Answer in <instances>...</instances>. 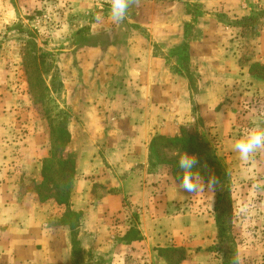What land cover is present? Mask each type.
Segmentation results:
<instances>
[{"label":"rangeland","instance_id":"obj_1","mask_svg":"<svg viewBox=\"0 0 264 264\" xmlns=\"http://www.w3.org/2000/svg\"><path fill=\"white\" fill-rule=\"evenodd\" d=\"M223 2L222 9L187 3L194 24L157 30L155 23L172 17L168 0H130L126 25L112 22L111 0H0V264H103L117 252V239L109 237L116 232L112 224L105 228L107 239L93 240L85 235L82 212L71 208L75 182L84 190L96 176L79 173L80 157L98 153L103 158V136L114 128L108 117L96 123L92 116L98 111L85 104L111 106L122 99L117 88L124 86L122 72L130 62L118 55L135 58L149 48L150 37L161 41L169 34L180 42L159 52L184 71L196 104L185 112L187 125L176 134L182 128L196 134L228 172L219 188L229 200L222 237L214 188L206 187L189 201L216 232L199 264H264V150L247 161L233 150L242 129L255 120L264 123V0H237L245 15L223 12ZM212 12L221 23L214 22L217 27L206 16ZM179 17L173 13L177 24ZM197 26L209 28V43L198 47L188 43L203 30ZM191 58L192 70L202 68L201 73H190ZM163 147V156L151 164L161 179H173L170 164H178L186 152L197 158L198 170H207L208 178L202 176L207 186L213 169L199 153ZM60 197L68 198L69 206L58 203ZM55 230H61L59 245L53 241ZM91 243H96L94 252L86 251ZM199 248L194 243L189 253L181 247L156 251L168 264H179Z\"/></svg>","mask_w":264,"mask_h":264},{"label":"crops","instance_id":"obj_2","mask_svg":"<svg viewBox=\"0 0 264 264\" xmlns=\"http://www.w3.org/2000/svg\"><path fill=\"white\" fill-rule=\"evenodd\" d=\"M223 1H226V9L223 12L243 15L247 13L245 8L237 7V0H168L171 19L150 27L157 30H174L178 25L183 29L189 21L194 24L188 18L190 13L186 9L187 3L199 2L222 9ZM229 1H235L236 9ZM176 12L178 18L182 17V25L174 22L173 13ZM206 16L213 19V22L209 20L211 25L216 22L221 24L216 13H207ZM130 23L128 19V24ZM123 24L126 25L125 21ZM132 28L134 26L130 27ZM200 28L203 30L195 33L188 42L191 45L202 46L209 43V36H206L209 34V28ZM180 39L179 37L177 42L174 41L173 34L161 41L150 37L149 48L145 47L144 53L137 57L118 55L121 60L130 62L122 72L124 86L117 88V96L121 95L122 99L112 102L111 106H106L105 103L100 105L94 101L85 104L86 108L89 107L87 109L98 111L92 116L96 123L103 122L108 117L114 126L103 136V142H106L104 155L101 153L103 158L98 153L93 156V153L79 159L77 170L80 174L96 175L90 179V186L84 190L78 189L75 182L71 193V208L82 212L83 223L88 229L85 235L93 240L95 237L107 239L108 231L105 228L109 223L116 230L109 237L117 239L114 244L118 247L117 252L106 256L103 264H168L157 255L158 248L181 247L189 253L188 248L194 243L201 249H195L192 257L187 255L179 264H199L203 262V249L209 241L215 239L216 232L211 221L206 223L205 214L190 208L189 201L193 194L183 191L180 184L170 177L161 179L157 170L149 163L151 140L158 135L176 134L180 126L187 125L185 112H190L196 105L192 102L194 98H191L189 82L184 79V71L175 68V62L171 65L168 63V54V57H165L159 52V48L164 51L162 46L174 45L180 42ZM189 61L190 73H201L202 68L198 71L192 70V62L195 63V59L191 58ZM203 61H206L205 57ZM129 78H132L133 82H130ZM116 106L119 112L114 113L111 109ZM111 113L113 115H110ZM96 115L99 118L95 117ZM94 136L100 138L97 133ZM99 173L101 175L97 178ZM96 182V190H100L97 195L93 191ZM169 222L173 225L172 228H168ZM206 226H209V231ZM55 231L53 241L55 245H59L58 238L61 235L58 232L61 230ZM96 243L87 244L86 251L94 252ZM71 248L69 242V249Z\"/></svg>","mask_w":264,"mask_h":264},{"label":"trees","instance_id":"obj_3","mask_svg":"<svg viewBox=\"0 0 264 264\" xmlns=\"http://www.w3.org/2000/svg\"><path fill=\"white\" fill-rule=\"evenodd\" d=\"M260 67L262 70H264V66ZM197 139L198 138L196 134H190L186 129L183 128L180 129V132L174 136L158 135L154 137L149 144V163L152 164V159H154L155 157L163 156V154H160L159 151L161 149V146H164L163 148L180 146L182 149L187 150L191 153H195L196 151L200 154L201 158L203 157V163L206 167H211L213 169L211 176H215L217 180V183L214 187L218 203V206L216 207V225L218 228L219 237H222L225 233L223 215L228 211L229 200L226 201V198L223 196L219 188H222L226 184L228 172L226 167L221 164L214 151L209 148L207 144L199 143ZM170 165V174L177 183L181 184L182 172L181 170H178V164L176 162H173V164ZM199 172L201 176H204V178H208L209 174L206 169L203 171L199 170ZM58 203H63L65 204V206H69L68 198L63 199L62 197H60L58 199ZM67 210H69L68 207Z\"/></svg>","mask_w":264,"mask_h":264},{"label":"clouds","instance_id":"obj_4","mask_svg":"<svg viewBox=\"0 0 264 264\" xmlns=\"http://www.w3.org/2000/svg\"><path fill=\"white\" fill-rule=\"evenodd\" d=\"M130 0H111L110 16L114 24H121L127 18ZM233 150L241 160L247 161L257 152L264 150V123L255 120L252 126L242 129L233 144ZM198 161L194 155L184 152L179 156L178 167L182 172L180 188L187 193H198L207 187H215L217 180L210 176L207 186L198 170Z\"/></svg>","mask_w":264,"mask_h":264}]
</instances>
